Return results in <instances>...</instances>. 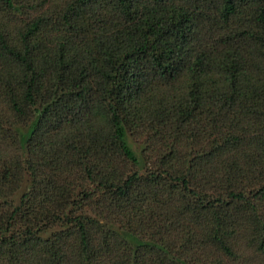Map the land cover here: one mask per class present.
Listing matches in <instances>:
<instances>
[{"label":"trees","instance_id":"trees-1","mask_svg":"<svg viewBox=\"0 0 264 264\" xmlns=\"http://www.w3.org/2000/svg\"><path fill=\"white\" fill-rule=\"evenodd\" d=\"M0 264H264V0H0Z\"/></svg>","mask_w":264,"mask_h":264}]
</instances>
